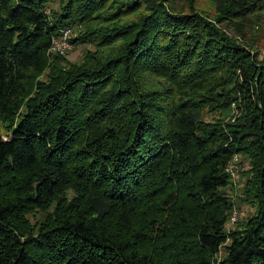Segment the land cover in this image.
<instances>
[{
	"label": "trees",
	"instance_id": "16d2710c",
	"mask_svg": "<svg viewBox=\"0 0 264 264\" xmlns=\"http://www.w3.org/2000/svg\"><path fill=\"white\" fill-rule=\"evenodd\" d=\"M263 24L264 0H0V264H264ZM61 27L78 61L47 53ZM234 154L253 210L227 228Z\"/></svg>",
	"mask_w": 264,
	"mask_h": 264
},
{
	"label": "rangeland",
	"instance_id": "374dc122",
	"mask_svg": "<svg viewBox=\"0 0 264 264\" xmlns=\"http://www.w3.org/2000/svg\"><path fill=\"white\" fill-rule=\"evenodd\" d=\"M70 37H72V34ZM259 47L260 49H262V51H264V24L262 26V30H260ZM83 48L84 47L82 45L72 46L64 56L69 61H78L81 57ZM3 132H4L3 128L1 127L0 124V134L2 135ZM233 156H235L233 164L237 166V170L235 173V177L232 180L230 179L232 182L228 189V192L231 200L233 201L231 214L234 212L235 219L230 224L227 222L226 225L227 228L232 227L234 225L235 220L244 219L247 216H249L253 210L251 206H249L246 203H241L238 199V196L240 194V187L243 184V176H241L240 174L242 170H245L247 168L246 161L243 158H240L237 154H234Z\"/></svg>",
	"mask_w": 264,
	"mask_h": 264
},
{
	"label": "built area",
	"instance_id": "2783aa9c",
	"mask_svg": "<svg viewBox=\"0 0 264 264\" xmlns=\"http://www.w3.org/2000/svg\"><path fill=\"white\" fill-rule=\"evenodd\" d=\"M71 30L69 27H61L58 34L51 39V43L47 50V53H58L60 55L65 54L71 48L70 42ZM235 156H232L231 160L227 163L225 171L232 180L235 177L237 166L233 164ZM235 219L234 212L228 219V223H232Z\"/></svg>",
	"mask_w": 264,
	"mask_h": 264
}]
</instances>
